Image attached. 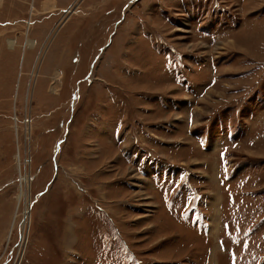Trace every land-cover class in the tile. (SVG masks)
Returning <instances> with one entry per match:
<instances>
[{"label":"rangeland","instance_id":"obj_1","mask_svg":"<svg viewBox=\"0 0 264 264\" xmlns=\"http://www.w3.org/2000/svg\"><path fill=\"white\" fill-rule=\"evenodd\" d=\"M0 264H264V0H0Z\"/></svg>","mask_w":264,"mask_h":264},{"label":"bare ground","instance_id":"obj_2","mask_svg":"<svg viewBox=\"0 0 264 264\" xmlns=\"http://www.w3.org/2000/svg\"><path fill=\"white\" fill-rule=\"evenodd\" d=\"M27 46L30 47V46H32V44L31 43H27ZM17 199H20V197L18 196ZM26 214H28V213L26 212Z\"/></svg>","mask_w":264,"mask_h":264}]
</instances>
